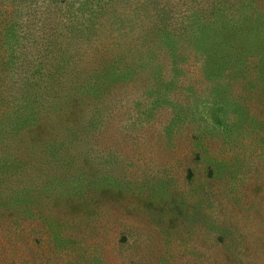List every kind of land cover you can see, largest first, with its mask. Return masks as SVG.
Returning <instances> with one entry per match:
<instances>
[{"label":"rangeland","instance_id":"1","mask_svg":"<svg viewBox=\"0 0 264 264\" xmlns=\"http://www.w3.org/2000/svg\"><path fill=\"white\" fill-rule=\"evenodd\" d=\"M263 40L264 0H0V88L90 108L0 178V264H264Z\"/></svg>","mask_w":264,"mask_h":264},{"label":"trees","instance_id":"2","mask_svg":"<svg viewBox=\"0 0 264 264\" xmlns=\"http://www.w3.org/2000/svg\"><path fill=\"white\" fill-rule=\"evenodd\" d=\"M252 54L244 59L253 58V67L239 69V72H242L241 77L243 80L248 82L261 81L264 85V48L262 47ZM221 59L222 61H233L236 57L233 53H230L225 57H221ZM226 71L217 70L215 73L219 77L220 73H226ZM76 72L73 70L70 74L74 75ZM210 75L212 76V74ZM77 83L79 81L75 80L65 83L61 86L59 95L45 94L48 88H40L33 84L26 86L31 91H26L25 96L21 97H18V93L22 92L21 88L11 94L7 93L4 87L0 88V152L3 153L0 156V178L22 179L24 170L20 165H13L12 163L21 164L22 159L29 156L38 162L41 159L47 161L46 156L49 160L74 156L70 149H60V147L63 144L71 146L70 144H74L75 138V141L84 142L88 136L87 133L78 130L84 128L86 114L90 113V108L85 106L88 105L85 103V98L79 97V91L83 88L82 86H75ZM93 86L94 84H90L89 89ZM49 89L52 90L53 88ZM259 96L263 100L261 92H259ZM93 106L96 108L95 105ZM92 127L89 124L88 134ZM67 131L70 132L68 135L70 140L65 139ZM9 134H13L11 141L4 137ZM2 143L12 144L9 145V148L2 145ZM2 146H5L7 150L13 149V151L5 157L7 154L2 150ZM54 151H56L57 156H44L47 152ZM36 152H40L44 157L39 158ZM82 158L85 160L86 157ZM12 169L14 170L12 171ZM83 199H86V197ZM82 200H80V204ZM70 203L73 204L72 201Z\"/></svg>","mask_w":264,"mask_h":264}]
</instances>
